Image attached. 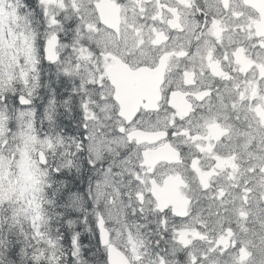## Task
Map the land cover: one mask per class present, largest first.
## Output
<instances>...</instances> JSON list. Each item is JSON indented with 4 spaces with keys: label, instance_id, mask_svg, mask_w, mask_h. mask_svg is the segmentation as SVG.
Instances as JSON below:
<instances>
[{
    "label": "snow or ice",
    "instance_id": "obj_1",
    "mask_svg": "<svg viewBox=\"0 0 264 264\" xmlns=\"http://www.w3.org/2000/svg\"><path fill=\"white\" fill-rule=\"evenodd\" d=\"M0 264H264V0H0Z\"/></svg>",
    "mask_w": 264,
    "mask_h": 264
}]
</instances>
